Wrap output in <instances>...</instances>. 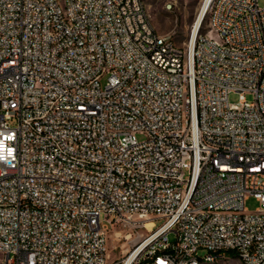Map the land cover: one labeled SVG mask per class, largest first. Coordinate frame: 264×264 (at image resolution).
<instances>
[{
	"label": "built area",
	"instance_id": "built-area-1",
	"mask_svg": "<svg viewBox=\"0 0 264 264\" xmlns=\"http://www.w3.org/2000/svg\"><path fill=\"white\" fill-rule=\"evenodd\" d=\"M148 1L0 0V264H264V2L181 45Z\"/></svg>",
	"mask_w": 264,
	"mask_h": 264
},
{
	"label": "rangeland",
	"instance_id": "rangeland-1",
	"mask_svg": "<svg viewBox=\"0 0 264 264\" xmlns=\"http://www.w3.org/2000/svg\"><path fill=\"white\" fill-rule=\"evenodd\" d=\"M205 0H149L147 4L148 13L155 29L163 34H169L178 44H184L188 41L192 29L198 17L201 15ZM264 0H260L263 4ZM209 18L204 17L201 31L208 29ZM200 26V25H199ZM104 83V81H103ZM248 101L253 100L251 93L246 94ZM231 103H238L239 93L232 92L229 95ZM139 140L143 136L137 135ZM245 206L249 211H255L260 202L255 197H250L246 200ZM163 220H156V225H161ZM131 234L129 237L128 235ZM141 234L146 235L148 231L146 228H139L130 230L129 228H121L115 225L108 234V260L109 262L120 260L125 257L126 251L132 249L134 245L142 238ZM170 241H175L176 234L170 232L168 234ZM205 252L200 251L203 255ZM2 254L0 253V260ZM215 264H240L239 260L230 256L229 258H222Z\"/></svg>",
	"mask_w": 264,
	"mask_h": 264
},
{
	"label": "bare ground",
	"instance_id": "bare-ground-1",
	"mask_svg": "<svg viewBox=\"0 0 264 264\" xmlns=\"http://www.w3.org/2000/svg\"><path fill=\"white\" fill-rule=\"evenodd\" d=\"M207 1H208V0H205L204 5H203L202 12L200 13L201 15L198 17V19H197V21H196V23H195V26H194V32H196L197 29L200 27L199 25L201 24V18H202V15H203V13H204L205 7H206V5H207ZM152 226H153V222H152V220L148 221V222H147V230H151ZM143 235H144V234H143ZM143 235L141 234V236H143ZM129 237H130V236H129ZM128 252H129V250L126 251V253H128Z\"/></svg>",
	"mask_w": 264,
	"mask_h": 264
},
{
	"label": "water",
	"instance_id": "water-1",
	"mask_svg": "<svg viewBox=\"0 0 264 264\" xmlns=\"http://www.w3.org/2000/svg\"><path fill=\"white\" fill-rule=\"evenodd\" d=\"M203 15H204V13H203ZM203 15H202V18H203ZM202 18H201V20H202Z\"/></svg>",
	"mask_w": 264,
	"mask_h": 264
}]
</instances>
